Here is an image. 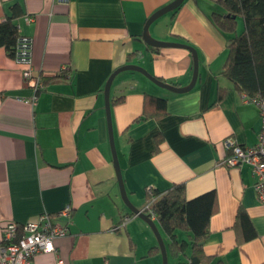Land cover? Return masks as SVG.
I'll return each instance as SVG.
<instances>
[{
  "label": "crops",
  "instance_id": "crops-1",
  "mask_svg": "<svg viewBox=\"0 0 264 264\" xmlns=\"http://www.w3.org/2000/svg\"><path fill=\"white\" fill-rule=\"evenodd\" d=\"M172 1L0 0V21L13 3L20 5V32L32 40V63L44 86L34 106L23 102L31 95L23 66L0 48V226L23 225L46 214L67 229L53 242L55 252L36 255L33 264L58 259L63 264H162L156 237L143 220L134 217L118 228L130 212L119 194L103 89L109 76L128 64L177 87L190 82L189 51L152 50L141 39L146 20ZM214 12H221L217 0H184L150 25L154 39L196 51L197 79L190 91L176 94L138 72L119 73L110 87L114 146L135 208L145 207L147 188L162 194L183 184L187 199L214 191L217 211L209 221L204 253L214 263L264 264V205L257 199L251 167L221 164L223 139L254 146L261 118L221 76L228 35L212 22ZM26 16L33 22L26 24ZM218 87L225 91L214 104ZM144 95L166 99V114L155 118L144 108ZM66 207L69 219L59 215ZM239 208L257 236L237 245ZM152 221L170 254V240ZM176 236L185 238L180 232ZM170 256L171 264L184 261L181 255Z\"/></svg>",
  "mask_w": 264,
  "mask_h": 264
},
{
  "label": "trees",
  "instance_id": "trees-1",
  "mask_svg": "<svg viewBox=\"0 0 264 264\" xmlns=\"http://www.w3.org/2000/svg\"><path fill=\"white\" fill-rule=\"evenodd\" d=\"M217 4L222 13L214 12L212 22L222 33L228 35L227 57L221 76L230 83L233 90L244 94L246 99L264 98V0H217ZM21 17L20 5L13 3L0 21V48H3L10 58L15 57L17 40L22 35L18 30V21ZM238 20L242 23L240 31L237 30ZM129 57L130 55L128 59ZM57 76L64 74L60 73ZM224 91V88L218 87L214 104L221 100ZM121 100L122 97L112 103ZM144 108H150L155 118L164 116L166 99L144 95ZM145 116L146 110L140 118L145 119ZM155 139L158 145L161 140L158 136ZM151 196L155 199L149 209L170 240L168 245L170 254L173 257L181 255L184 258V261L175 264H221L219 261L214 263L213 258L203 251V244L209 233L210 218L217 211L214 191L187 199L184 185L175 184L162 194L152 191ZM151 196L147 195L148 201L152 199ZM17 227L20 230L21 225ZM234 229L237 245L257 236L241 208L236 213ZM177 232L182 233L185 238L177 240ZM187 249L188 255L185 254Z\"/></svg>",
  "mask_w": 264,
  "mask_h": 264
},
{
  "label": "built area",
  "instance_id": "built-area-1",
  "mask_svg": "<svg viewBox=\"0 0 264 264\" xmlns=\"http://www.w3.org/2000/svg\"><path fill=\"white\" fill-rule=\"evenodd\" d=\"M67 1V0H63ZM26 24L33 22V18L26 16ZM20 32V27L18 25ZM15 61L23 66L21 75L24 83L31 90L28 99L23 102L34 106L41 91H43V75H39L32 63V40L30 37L21 35L16 44ZM255 105L261 118V130L257 135V143L252 147H243L237 144L232 138L226 137L222 146L226 155L221 164L226 168L248 165L251 167L254 176V190L258 201L264 205V98L254 97L247 99ZM147 195H152V189L147 188ZM145 207L141 210L151 220H155L154 214L149 207L155 197L151 196ZM64 218H70L71 210L66 207L59 213ZM135 214L122 216L118 228L124 227ZM16 223H4L0 226V264H33V258L41 253L55 252L53 242L67 233L63 226L52 222L51 217L43 214L36 220L29 221L19 227ZM56 264H63L61 259Z\"/></svg>",
  "mask_w": 264,
  "mask_h": 264
},
{
  "label": "water",
  "instance_id": "water-1",
  "mask_svg": "<svg viewBox=\"0 0 264 264\" xmlns=\"http://www.w3.org/2000/svg\"><path fill=\"white\" fill-rule=\"evenodd\" d=\"M183 1L184 0H173L168 5L162 7L161 9L154 12L146 20V22L143 26V30L141 33V39L147 46H149L151 48H155L156 50L161 49V48H180V49H185V50L189 51L191 54V57H192V62H193L192 77H191L190 82L186 86L177 87V86H174L172 84H168V83H165L163 81L156 79L155 77L151 76L145 69H143L137 65H129L128 64V65H123V66L117 68L109 76V78L107 79V81L104 85V89H103L104 109H105L106 122H107L108 139H109V145H110L111 154H112V162H113V166L115 169L116 180H117V184H118V188H119L120 198H121L123 204L129 210L130 214H135L138 218L143 220L150 227V229L153 232V234L155 235L157 243H158V248L160 250V254H161V258H162V264H168L167 255H166V248H165V245L163 243V240H162L154 222L148 217V215H145L141 211L142 209L139 210L131 204V202L129 201V199L127 197L125 188H124L123 179H122V175H121V171H120V166H119V162H118V158H117V154H116V149L114 146L113 133H112V127H111L110 87H111V84H112L114 78L119 73H122L125 71L138 72V73L142 74L143 76H145L149 81H151L152 83H154L158 87L166 89V90H168L172 93H176V94L186 93L194 87L196 79H197V75H198V59H197L196 51L192 47L185 45V44H182V43L158 41V40L154 39L149 34V27L154 21H156L158 18H160V17H162L168 13H171V12L177 10L181 6ZM227 16H229V15H227Z\"/></svg>",
  "mask_w": 264,
  "mask_h": 264
},
{
  "label": "rangeland",
  "instance_id": "rangeland-1",
  "mask_svg": "<svg viewBox=\"0 0 264 264\" xmlns=\"http://www.w3.org/2000/svg\"><path fill=\"white\" fill-rule=\"evenodd\" d=\"M220 8V7H219ZM162 17H164V16H162ZM162 17H160V18H162ZM159 18V19H160ZM158 20V19H157ZM156 20V21H157ZM155 21V22H156ZM238 30L240 31V30H242V23H241V20H239V28H238ZM123 73H134V72H129V71H125V72H123ZM153 233V232H152ZM155 236V235H154ZM160 255V254H159ZM166 255H167V262H168V264H171V262H172V258H171V256H170V254L168 253L167 254V252H166ZM161 261H162V258H161Z\"/></svg>",
  "mask_w": 264,
  "mask_h": 264
}]
</instances>
